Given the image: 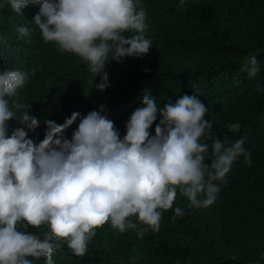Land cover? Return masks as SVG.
Here are the masks:
<instances>
[{
  "label": "clouds",
  "instance_id": "obj_1",
  "mask_svg": "<svg viewBox=\"0 0 264 264\" xmlns=\"http://www.w3.org/2000/svg\"><path fill=\"white\" fill-rule=\"evenodd\" d=\"M6 3L21 15L25 6L39 5L32 21L42 38L78 55L93 77L99 74V91L110 86L105 71L109 60L140 57L152 46L143 35L147 13L141 0ZM185 6L186 0H177L178 8ZM130 30L137 34L126 35ZM30 31L19 26L18 38ZM4 42L0 36V44ZM242 61L241 71L255 77L260 71L256 55ZM29 75L7 63L0 70V264H35L41 257L45 264H55L53 252L64 244L82 257L105 222L120 233L133 230L142 239L149 228L160 230L162 211L172 207L178 191L193 207L210 206L233 163L241 156L243 163L252 162L243 137L229 144L211 132L208 105L194 92L162 107L156 98L143 95L122 136L101 104L83 115L72 112L62 123L44 119L43 139L34 141L29 133L41 119L30 114V105L18 116L17 89ZM256 89L264 92L259 83ZM77 119L70 137L65 135ZM228 128L238 131L240 124ZM183 214L176 206L172 218ZM42 224L47 225L42 237L26 231L28 225Z\"/></svg>",
  "mask_w": 264,
  "mask_h": 264
},
{
  "label": "trees",
  "instance_id": "obj_2",
  "mask_svg": "<svg viewBox=\"0 0 264 264\" xmlns=\"http://www.w3.org/2000/svg\"><path fill=\"white\" fill-rule=\"evenodd\" d=\"M141 3L147 13L143 35L152 46L140 57L109 60L105 71L110 86L99 91V74L93 77L78 55L42 38L32 21L39 5L25 6L21 15L0 0L5 41L0 44V70L7 63L30 72L17 89L18 116L30 105V114L42 121L29 136L43 139L44 119L62 123L72 112L83 115L101 104L122 136L143 95L156 98L162 107L194 92L208 105L211 132L229 144L243 137L252 162L243 163L241 156L233 163L212 205L193 207L178 191L172 207L162 211L158 232L149 228L138 239L135 231L120 233L105 222L96 228L84 256L64 244L53 252L55 264H264V92L256 89L258 83L264 86V0H186L183 8L177 0ZM22 25L31 31L18 38ZM253 54L260 71L249 77L241 71L242 58ZM78 122L65 135L70 137ZM236 122L239 130H230L228 125ZM176 206L184 214L173 219ZM46 230V224L26 229L40 237ZM35 264H45V258Z\"/></svg>",
  "mask_w": 264,
  "mask_h": 264
}]
</instances>
